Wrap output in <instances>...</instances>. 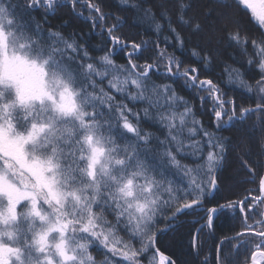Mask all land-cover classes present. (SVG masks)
<instances>
[{"label":"snow or ice","instance_id":"1","mask_svg":"<svg viewBox=\"0 0 264 264\" xmlns=\"http://www.w3.org/2000/svg\"><path fill=\"white\" fill-rule=\"evenodd\" d=\"M123 3L153 26L151 48L117 35L126 19L98 0L71 7L107 37L99 50L44 26L59 0H0V264H189L161 251L159 237L197 212L192 264H248L241 248L257 264L264 259V0ZM185 31L200 39L192 55L201 65L211 61L203 45L226 34L243 57L230 78L255 93L253 106L226 98L195 62L168 51L183 48ZM181 81L200 107H211L209 127L176 92ZM233 129L237 140L222 134ZM234 153L243 183L255 187L217 199ZM222 218L239 224L215 237ZM199 233L214 237L210 259Z\"/></svg>","mask_w":264,"mask_h":264},{"label":"trees","instance_id":"2","mask_svg":"<svg viewBox=\"0 0 264 264\" xmlns=\"http://www.w3.org/2000/svg\"><path fill=\"white\" fill-rule=\"evenodd\" d=\"M62 5L59 8L54 9L49 13L47 17V24H44L41 13H34V18L47 28L49 25L52 30H59L65 35L70 33L79 34L84 42L90 49L99 50L107 42V37L102 36L99 31L90 29L88 22L76 15L71 7V0H59ZM102 10L105 12L113 13L121 18L126 19L117 33L121 37L126 39L127 43L142 41H148L146 48H151V41L157 39L153 32V26L142 18L141 13L136 10H128V5L123 3V0H98ZM134 0H130V3ZM151 2V0H146ZM81 6H77V10H80ZM87 15V12H85ZM115 21H109L114 23ZM243 26L251 31L252 34H256V26L249 23L247 15L242 16ZM164 35H167L165 32ZM185 39V45L183 48L172 49L169 46L168 51H175L185 64L192 65L195 62V66L201 68V78H207L213 80L222 89L223 94L228 99H235L238 105L253 106L254 99H258L254 92H250L245 89L239 83H236L230 78V69L240 68L243 63V57L237 55L238 48L230 46V41L226 34L223 32L217 33L215 40L209 49L205 44V52L202 55L211 53V61L201 65L198 57L192 55V50L195 45L200 44L199 38H194L191 33L185 31L183 33ZM163 40L161 39V47H163ZM117 47H119L117 45ZM151 55L150 52L145 51L144 56L147 58ZM118 63H123V56L117 58ZM141 63L142 61H136ZM245 75L252 74V69H241ZM176 92L191 101L196 109V119L202 121L203 125L207 128L212 123V112L210 106L200 107L198 101L194 98V94L183 86V81L174 85ZM251 123V121H249ZM145 128L149 131L155 132L156 129L146 123ZM239 125H237V128ZM159 134V133H157ZM226 137H232L234 140L239 138V132L236 129L231 131H225L222 133ZM241 169L239 168V161L237 154L234 153L229 157L227 168L224 171V177L226 179L225 185L221 186V191L217 195V199L226 197L240 198L245 194L247 188H253L254 185L244 184L245 177L240 175ZM202 213L197 212L194 215L184 216L174 225L173 230L167 231L159 237V244L161 251L166 254L171 253L179 256L181 260L189 261L192 264V255L189 252V244L192 240V233H195L199 228V225L195 222L200 218ZM239 224L238 218H222L216 224L215 237H223L225 234H233ZM214 237L209 234L199 233L198 242L203 244L204 255L211 258V250L214 247ZM240 260H247L250 264V257L252 255L251 250L244 248L240 249ZM96 255V253H93ZM204 257L201 256L202 260ZM264 263V262H263Z\"/></svg>","mask_w":264,"mask_h":264},{"label":"water","instance_id":"3","mask_svg":"<svg viewBox=\"0 0 264 264\" xmlns=\"http://www.w3.org/2000/svg\"><path fill=\"white\" fill-rule=\"evenodd\" d=\"M262 260H264V259L258 258L257 259V264H263ZM250 264H251V262H250Z\"/></svg>","mask_w":264,"mask_h":264},{"label":"flooded vegetation","instance_id":"4","mask_svg":"<svg viewBox=\"0 0 264 264\" xmlns=\"http://www.w3.org/2000/svg\"><path fill=\"white\" fill-rule=\"evenodd\" d=\"M264 262V261H263Z\"/></svg>","mask_w":264,"mask_h":264}]
</instances>
